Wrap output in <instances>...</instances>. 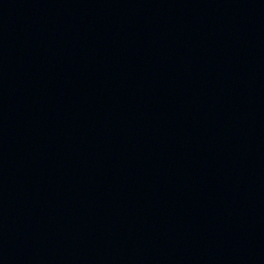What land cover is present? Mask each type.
I'll list each match as a JSON object with an SVG mask.
<instances>
[{"label":"water","instance_id":"1","mask_svg":"<svg viewBox=\"0 0 264 264\" xmlns=\"http://www.w3.org/2000/svg\"><path fill=\"white\" fill-rule=\"evenodd\" d=\"M0 220L29 264H264V0H0Z\"/></svg>","mask_w":264,"mask_h":264}]
</instances>
